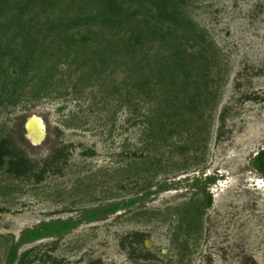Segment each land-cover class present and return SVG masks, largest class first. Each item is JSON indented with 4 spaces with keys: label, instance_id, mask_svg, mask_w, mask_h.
<instances>
[{
    "label": "rangeland",
    "instance_id": "rangeland-1",
    "mask_svg": "<svg viewBox=\"0 0 264 264\" xmlns=\"http://www.w3.org/2000/svg\"><path fill=\"white\" fill-rule=\"evenodd\" d=\"M188 2L185 11L204 33L209 91L216 92L202 118L192 121L188 113L166 116L173 110H165L168 90L154 86V77L149 84L148 71L137 74L138 87L135 72L120 65L122 56L115 69L94 75L86 86L79 74L88 76L90 68L73 74L75 65L63 62L54 89L37 97L35 61L27 66L21 39L13 42L0 71V141L8 139L24 153L33 170L17 176L0 166V264L24 229L164 182L168 189L135 206L83 222L58 239L26 243L18 256L27 252L30 264H264V189L252 164L264 148V0ZM152 45L150 54L161 48L158 40ZM204 62L201 57L197 64L203 68ZM3 87H17L18 100L9 101ZM32 114L47 127L38 144L22 133ZM181 117L187 126L169 134ZM157 119L168 124L162 135ZM57 152L62 156L38 180L35 174ZM209 175L215 177L209 187L214 200L206 207L205 191L194 182ZM135 233L144 241L131 243Z\"/></svg>",
    "mask_w": 264,
    "mask_h": 264
},
{
    "label": "trees",
    "instance_id": "trees-1",
    "mask_svg": "<svg viewBox=\"0 0 264 264\" xmlns=\"http://www.w3.org/2000/svg\"><path fill=\"white\" fill-rule=\"evenodd\" d=\"M188 4V0H0V71L6 64V57L12 52L13 42L17 38L21 39L19 53H27L25 64L29 66L35 61V77L39 78L35 81V96L40 97L41 93L54 89V77L59 64L67 61L70 65L74 64L73 74L83 66H88V76L81 70L78 79L86 86L94 75L100 76L102 71L115 69L118 57L122 56L120 65L135 72L131 77L138 87H142L143 83H140L142 80L137 74L148 71L147 78L156 79L155 82L152 80L154 86L168 90L165 99L168 107L165 110H173L172 113L166 112V116L179 117L188 113L190 121L196 116L200 119L203 110L215 99L216 92L209 91L208 84H211V80L205 72L209 59L204 54L207 49L203 43L204 33L199 31L185 11L184 6ZM15 10L17 13L9 17ZM4 18L9 19L6 24ZM15 28V36L4 41L6 34ZM154 40L161 42V48L150 54ZM196 45L201 46L199 51L194 50ZM201 57L205 60L203 68L197 64ZM150 80L149 78V84ZM201 81H204L203 84ZM2 89L3 92H9V101L18 100L17 87L12 92L6 87ZM12 97L14 99L10 100ZM210 97L213 98L212 101ZM224 118L225 112L221 114L222 122ZM173 121L169 122L172 124ZM184 121V118H179L178 125L168 130V133L178 132L181 125L187 126ZM166 126L168 127L167 122L159 120L157 134L162 135ZM24 132L25 128H22V133L25 134ZM221 135L222 132H219V137ZM61 156V152H57L42 171L35 174L37 179L41 180L48 167ZM252 164L264 175V149L257 153ZM5 165L9 172L17 176L27 175L33 170L26 155L17 151L16 146L8 139L0 141V166ZM146 171L149 172L150 169L146 168ZM214 178L209 177L208 181ZM194 185L202 189L205 187L198 177L195 178ZM151 186L147 185L143 194L129 199L85 208L78 215L43 220L24 229L11 245L5 264H30L33 260L28 258L27 252L18 256L22 245L40 237H62L78 227L83 220L107 218L118 210L135 206L158 191L168 189L170 184L161 183L157 189H152ZM213 200L212 194L205 191L206 207L212 206ZM197 211L199 212L198 208ZM132 237L131 243L144 241L142 233H135ZM143 256L148 257L147 254ZM94 264L104 263L97 260Z\"/></svg>",
    "mask_w": 264,
    "mask_h": 264
},
{
    "label": "water",
    "instance_id": "water-1",
    "mask_svg": "<svg viewBox=\"0 0 264 264\" xmlns=\"http://www.w3.org/2000/svg\"><path fill=\"white\" fill-rule=\"evenodd\" d=\"M33 121H35V123L37 122L40 124L38 125L36 123L35 130H33L34 128H32L31 126ZM25 131H26L25 137L33 144L41 143L47 136L46 124L44 120L39 115L36 114H32L27 118L25 123Z\"/></svg>",
    "mask_w": 264,
    "mask_h": 264
},
{
    "label": "flooded vegetation",
    "instance_id": "flooded-vegetation-1",
    "mask_svg": "<svg viewBox=\"0 0 264 264\" xmlns=\"http://www.w3.org/2000/svg\"><path fill=\"white\" fill-rule=\"evenodd\" d=\"M262 149H264V148H262ZM261 149V150H262ZM259 153V152H258ZM256 169V168H255ZM257 170V169H256ZM259 172V171H258ZM260 173V172H259ZM261 174V176L262 177H264V175L262 174V173H260ZM209 177H214V176H211V175H209V176H206V178H202V184H204L205 185V187H204V189H202L201 187H198V188H201L202 190H204V191H209L210 193H211V191H210V189H209V187H210V185L215 181V178H214V180H212V181H208V178ZM198 178H200V177H198ZM204 185H202V186H204ZM196 187V186H195ZM212 194V193H211ZM213 196V195H212ZM99 220V219H98ZM97 221V220H96ZM41 222V221H40ZM40 222H38V223H40ZM83 222H91V221H88V220H83L81 223H80V225L83 223ZM38 223H36V224H38ZM35 224V225H36ZM80 225H78V226H80ZM77 228V227H76ZM75 228V229H76ZM75 229H73V230H75ZM72 230V231H73ZM71 231V232H72ZM68 234V233H67ZM54 237H56L57 239L58 238H60L59 236H57V235H50V236H46V237H40V238H36L35 239V241H32V242H36V241H40V240H44V239H46V238H54ZM30 243V242H29ZM23 246V245H22ZM48 258H49V260L48 261H52V260H56V262L58 261V263L60 262V260H57L56 258H54V257H51L50 255H48L47 256ZM60 264V263H59Z\"/></svg>",
    "mask_w": 264,
    "mask_h": 264
},
{
    "label": "bare ground",
    "instance_id": "bare-ground-1",
    "mask_svg": "<svg viewBox=\"0 0 264 264\" xmlns=\"http://www.w3.org/2000/svg\"><path fill=\"white\" fill-rule=\"evenodd\" d=\"M36 123H35V121H33L31 124L32 128H34L33 130H35V128H36ZM37 124L40 125L39 123H37ZM255 181H257L260 189H264V179L262 177L255 178Z\"/></svg>",
    "mask_w": 264,
    "mask_h": 264
}]
</instances>
